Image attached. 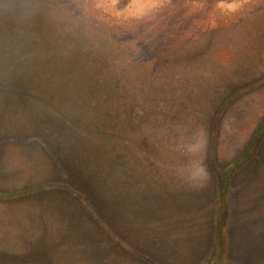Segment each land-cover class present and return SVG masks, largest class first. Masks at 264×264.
Masks as SVG:
<instances>
[{
  "label": "rangeland",
  "instance_id": "374dc122",
  "mask_svg": "<svg viewBox=\"0 0 264 264\" xmlns=\"http://www.w3.org/2000/svg\"><path fill=\"white\" fill-rule=\"evenodd\" d=\"M193 260L264 264V0H0V264Z\"/></svg>",
  "mask_w": 264,
  "mask_h": 264
},
{
  "label": "crops",
  "instance_id": "0c3cea01",
  "mask_svg": "<svg viewBox=\"0 0 264 264\" xmlns=\"http://www.w3.org/2000/svg\"><path fill=\"white\" fill-rule=\"evenodd\" d=\"M56 223V226L53 224V227H51V231L54 233V236H57L55 233H59L61 232L57 226H64V218L62 217H59V221L58 222H55ZM164 260H167L166 258H163ZM195 262V260H193V263ZM195 264V263H194Z\"/></svg>",
  "mask_w": 264,
  "mask_h": 264
}]
</instances>
